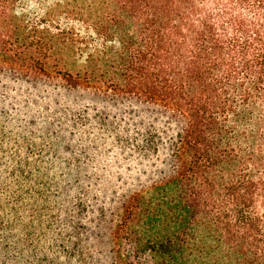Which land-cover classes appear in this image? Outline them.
<instances>
[{"label": "trees", "instance_id": "16d2710c", "mask_svg": "<svg viewBox=\"0 0 264 264\" xmlns=\"http://www.w3.org/2000/svg\"><path fill=\"white\" fill-rule=\"evenodd\" d=\"M4 71L179 120L170 172L107 226L110 264H264V0H0Z\"/></svg>", "mask_w": 264, "mask_h": 264}, {"label": "rangeland", "instance_id": "374dc122", "mask_svg": "<svg viewBox=\"0 0 264 264\" xmlns=\"http://www.w3.org/2000/svg\"><path fill=\"white\" fill-rule=\"evenodd\" d=\"M179 128L135 97L0 72V264H79L75 237L82 264H110V220L170 172Z\"/></svg>", "mask_w": 264, "mask_h": 264}]
</instances>
